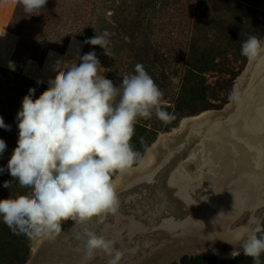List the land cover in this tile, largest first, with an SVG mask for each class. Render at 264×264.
I'll list each match as a JSON object with an SVG mask.
<instances>
[{
	"label": "rangeland",
	"instance_id": "374dc122",
	"mask_svg": "<svg viewBox=\"0 0 264 264\" xmlns=\"http://www.w3.org/2000/svg\"><path fill=\"white\" fill-rule=\"evenodd\" d=\"M104 30L113 34L109 37L108 46L111 56H107L101 47L85 43ZM249 35H255L264 42V0H47L43 10L32 15H28L17 0H0V68L26 79L19 83L20 91L16 97L8 92L7 82L0 81V108L3 107L0 117L6 125H13L11 130L0 128V139L7 145L0 157V167L6 169L8 159L17 146L16 113L21 108L22 98L28 94L29 88L35 89L32 98H38L47 89V80L55 76L54 66L57 63H63L66 70L78 64L80 56L94 51L101 67L109 69L105 71L104 77L117 86L124 75L134 74L135 66L141 64L163 92V106H174L177 103L184 105L191 102L186 92L194 81L185 79L186 71L205 58V68L199 73L195 71L203 80L200 87H205L202 98H197L201 103L197 104L195 110L183 108L181 113H174L176 119L167 125L157 119L155 114L150 119L139 118L136 121V124L149 130L151 136L155 135L153 143L143 153L145 162L149 155L155 157L147 171L151 170L162 156V151L169 146L168 140L182 134L183 130H179L184 121L189 122L190 128L198 120H192L196 119L194 117L234 108L240 102L248 87L249 72L246 77L243 73L248 63L252 62L241 55V44ZM12 37L15 38V46L9 50L7 39H13ZM27 63L30 66L28 68ZM2 73L0 70V76ZM37 80L42 83L37 84ZM14 85L12 82V87L9 88H14ZM234 89L238 91L239 99L230 101L228 97ZM180 99L181 102H178ZM168 112L173 113L172 110ZM140 170L142 169L138 167L136 172ZM120 177L118 175L112 182L116 190L120 188L117 185L122 183ZM5 181H12L8 189L3 187ZM20 189L18 181L7 171L0 173V199L28 191ZM22 191L25 192L21 193ZM244 219L247 217L242 222ZM73 224L71 220L62 222V232L53 241L38 239L21 245L20 248L25 249L24 253L28 255L24 264H40L43 253L52 244L58 248L59 239L69 233ZM263 227L262 213L248 236L261 234ZM148 235L151 240L166 239L156 229H152ZM21 237L26 239L24 235ZM184 240L174 241V248L171 247L170 252L202 255H185L169 264H179L182 258L195 256L212 259L216 264L228 263L234 259L228 258L229 255L205 254L195 243L186 249L183 246ZM11 249V245L0 244V264H16L11 258ZM231 252L227 246L221 248L222 254ZM153 256L150 264L155 263L153 261L157 256ZM74 258V253L67 255L70 262ZM243 259L245 264H253L251 257L244 256ZM107 260V256H101L97 263L92 264H107ZM137 263L143 264L142 261Z\"/></svg>",
	"mask_w": 264,
	"mask_h": 264
},
{
	"label": "clouds",
	"instance_id": "9594fccd",
	"mask_svg": "<svg viewBox=\"0 0 264 264\" xmlns=\"http://www.w3.org/2000/svg\"><path fill=\"white\" fill-rule=\"evenodd\" d=\"M28 15L39 14L47 0H17ZM113 34L104 30L85 43L99 46L107 56ZM241 55L249 61L264 59V42L249 35L241 44ZM79 63L64 69L54 66L55 76L47 80L48 87L33 99L34 88L22 98L16 113L18 139L6 169L18 186L28 191L0 199V221L15 235L29 240H55L62 232L61 224L73 221L74 227L84 225L83 239L86 261L97 252L104 253L107 264H120L125 255L116 242L91 231L86 225L96 218L103 222L119 206L113 174L124 175L133 166H143L144 156L131 144L139 118L153 114L165 125L176 119L165 110L163 92L143 65L135 73L124 75L117 86L102 74L104 69L94 51L79 57ZM42 81L37 80V84ZM230 101L239 99L235 89ZM0 128L10 130L0 117ZM141 144L144 139L141 137ZM7 145L0 139V157ZM12 181H5L9 188ZM258 222V218L254 219ZM259 232V230H256ZM149 242L145 241L147 246ZM235 247L228 258L242 254L253 264H264V234L249 235Z\"/></svg>",
	"mask_w": 264,
	"mask_h": 264
},
{
	"label": "water",
	"instance_id": "95a60500",
	"mask_svg": "<svg viewBox=\"0 0 264 264\" xmlns=\"http://www.w3.org/2000/svg\"><path fill=\"white\" fill-rule=\"evenodd\" d=\"M250 63L247 92L234 108L204 114L184 133L170 138L151 170L116 190L117 211L101 223L96 218L87 223L91 231L115 241L125 252L120 264H150L153 255L154 262L158 258L155 264H169L185 255H202L170 252L174 241L197 230L211 241L202 248L218 251L221 246L214 240L239 250L254 219L264 214V59ZM83 227L73 224L58 248L52 244L43 253L40 264H92L106 256L97 252L91 261L84 259L83 239H75L77 233L83 237ZM236 228L241 233L228 243L229 231ZM152 229L166 239L151 240ZM70 252L75 255L72 262L67 260Z\"/></svg>",
	"mask_w": 264,
	"mask_h": 264
},
{
	"label": "trees",
	"instance_id": "16d2710c",
	"mask_svg": "<svg viewBox=\"0 0 264 264\" xmlns=\"http://www.w3.org/2000/svg\"><path fill=\"white\" fill-rule=\"evenodd\" d=\"M204 59L205 58H202L201 63L195 64L193 67H191L189 70L186 71L187 75H186L185 79H188L189 81H194V84H192V86L190 88H188V91L186 92L189 94V98L191 99V102L186 103L184 105H182V103H177V105H174V106H171V105L164 106L165 110H167V111L172 110L173 113H181V111H183V108H187V110H190V109L195 110L198 107L197 104L201 103V102H199L198 99H200V97L202 98V94L204 92L203 90L205 88L203 86L200 87V83H202L203 80H202V77L200 75L198 76L199 71L204 69L205 66L207 65V63L203 62ZM0 70L3 72L2 73L3 75L0 76V81H2V80L6 81L8 92L13 94L14 97L18 96L19 91H20L19 83L22 82L23 80H26V79L23 78L22 75L16 74V73L11 72V71H7L5 68H0ZM195 71L198 73H196ZM199 79H200V82H199ZM12 82H14L15 85H14V88L10 89L9 87H12ZM198 82H199V84H198ZM199 88H201V89L199 90ZM6 93H4V94H6ZM181 93L183 94V92H181ZM3 98H6V97H3ZM181 100L182 99L178 100V102H181ZM0 101H1V99H0ZM2 111H3V107L0 108V113ZM7 125L10 126V130H11V127L13 125L10 123H8ZM141 137H143V139H144V144H141V142H140ZM154 138H155V135L151 136V133L149 130H147L144 127H141L138 124H135V134L132 137L131 144L135 150H137L143 154L144 150L153 143ZM115 175H116V173L113 174L112 179L114 178ZM20 190H25V189L22 188ZM23 192H25V191H22L21 193H23ZM261 234H264V227H263ZM21 236L22 235L13 234L12 231L9 228H7V226H5L2 223L0 224V242L5 243L6 245L7 244L11 245V247H12V249L10 250V254L12 256L11 258L16 262V264H24L26 262V259L28 256L27 253H24L25 249L22 250L20 247H21V245L22 246L25 245L27 243V241H30V240H26L27 237L25 239ZM3 243H0V244H3ZM22 254H23V256H22ZM243 258H244V255L241 253V255L235 257L231 262L221 263V264H236L235 262H240L241 264H245ZM261 259H263V261H264V254L261 255ZM0 261H1V258H0ZM179 264H216V263L212 259L207 260L201 256H195V257H184L180 260Z\"/></svg>",
	"mask_w": 264,
	"mask_h": 264
},
{
	"label": "bare ground",
	"instance_id": "6f19581e",
	"mask_svg": "<svg viewBox=\"0 0 264 264\" xmlns=\"http://www.w3.org/2000/svg\"><path fill=\"white\" fill-rule=\"evenodd\" d=\"M252 64V62L250 63V65ZM249 71H247V70H245V72L243 73V76L244 77H246V75H247V73H248ZM248 78V77H247ZM264 78V77H263ZM242 78H240V80H241ZM248 80V79H247ZM241 81H243V79L241 80ZM202 115V114H201ZM199 118H197V117H194V118H196V119H192V120H200V118L201 117H203V116H198ZM191 120V121H192ZM188 121H184L183 123H182V125L180 126V128L182 127V129L181 130H179V132L180 131H182L183 130V132H185L186 130H187V128L190 126L188 123H187ZM187 123V124H186ZM183 126H184V128H183ZM154 158L155 157H153L152 158V156L151 155H149L148 156V158H147V160H146V162L144 163V165L141 167V166H136L135 168H132V169H129L128 170V172L126 173V174H124V175H121V174H118L119 176H121L120 178H121V180H122V183H120V184H118L117 186H122L128 179H130V178H132V177H134V176H136V175H140V174H143L144 172H146L151 166H152V163H153V160H154ZM150 162H152L151 164H150ZM141 168L142 170H140V171H137L136 172V170H137V168ZM129 171H130V173H129ZM132 171H134V174H131V172ZM117 175V176H118ZM117 176H116V178H117ZM115 178V179H116ZM114 179V180H115ZM114 180H112V182L114 181ZM241 233V229L240 228H236V230H233V231H229V240H228V243H231V241H234L235 239H236V237H237V235H239ZM219 236H220V234H219ZM186 240H184V238L182 239V240H184L183 241V246L186 248V249H189L191 246H192V244H197V245H199V250L201 251V252H203V253H205V254H217L218 256H226V255H229L228 253H221L220 251H221V248L224 246V244H220V242H218V241H212V243L213 244H215V245H219V246H221V247H219V250L217 251V250H214V249H205V248H202L201 246L202 245H205L206 243L208 244V243H210L211 241H209V240H205V239H203V236L202 235H200L199 234V232H198V230H197V232H193L192 234H189V236L187 235L186 237ZM223 239V238H222ZM231 240V241H230ZM226 246V245H225ZM173 247V246H172ZM174 248V247H173ZM177 248V247H176ZM171 251V250H170ZM177 251H178V249H177ZM221 254V255H220ZM154 262V261H153ZM152 263V262H151ZM155 263H157V262H155ZM155 263H153V264H155Z\"/></svg>",
	"mask_w": 264,
	"mask_h": 264
},
{
	"label": "crops",
	"instance_id": "0c3cea01",
	"mask_svg": "<svg viewBox=\"0 0 264 264\" xmlns=\"http://www.w3.org/2000/svg\"><path fill=\"white\" fill-rule=\"evenodd\" d=\"M13 39H7V41H8V44H10V47L8 46H6L9 50H11L14 46H15V38L14 37H12ZM50 54H53L52 52H50ZM10 59V57H8V60H7V62L9 63V60ZM51 59H53V58H51ZM52 61V60H51ZM54 62L56 63V60H54ZM4 63V62H3ZM32 63V62H31ZM46 65L48 64V59H47V61H46V63H45ZM29 64L27 63V65H26V68H28V67H30V66H28ZM30 65H32V64H30ZM54 65V64H53ZM103 68V67H102ZM104 76H105V72H103L102 73Z\"/></svg>",
	"mask_w": 264,
	"mask_h": 264
}]
</instances>
